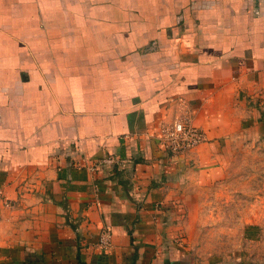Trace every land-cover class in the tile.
<instances>
[{"label":"crops","instance_id":"crops-1","mask_svg":"<svg viewBox=\"0 0 264 264\" xmlns=\"http://www.w3.org/2000/svg\"><path fill=\"white\" fill-rule=\"evenodd\" d=\"M95 2L0 0V264H198L168 205L202 144L264 135V0ZM177 118L204 140L170 158Z\"/></svg>","mask_w":264,"mask_h":264},{"label":"rangeland","instance_id":"rangeland-1","mask_svg":"<svg viewBox=\"0 0 264 264\" xmlns=\"http://www.w3.org/2000/svg\"><path fill=\"white\" fill-rule=\"evenodd\" d=\"M132 31L123 27L122 35ZM199 149L202 165L186 174L185 193L168 205L183 243L198 264H264V135L239 129Z\"/></svg>","mask_w":264,"mask_h":264},{"label":"built area","instance_id":"built-area-1","mask_svg":"<svg viewBox=\"0 0 264 264\" xmlns=\"http://www.w3.org/2000/svg\"><path fill=\"white\" fill-rule=\"evenodd\" d=\"M154 135L158 147L170 158L177 157L204 140V132L192 124L189 118H177L161 124ZM103 161H113V158L109 156L99 158L96 164ZM98 240L102 249L111 246V231L108 227L100 229Z\"/></svg>","mask_w":264,"mask_h":264}]
</instances>
